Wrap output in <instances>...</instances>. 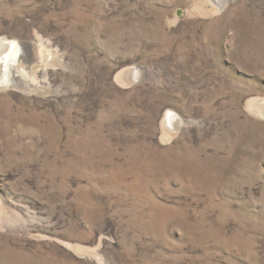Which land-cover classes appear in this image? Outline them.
Listing matches in <instances>:
<instances>
[{
	"label": "rangeland",
	"instance_id": "rangeland-1",
	"mask_svg": "<svg viewBox=\"0 0 264 264\" xmlns=\"http://www.w3.org/2000/svg\"><path fill=\"white\" fill-rule=\"evenodd\" d=\"M2 37L0 264H264V0H0Z\"/></svg>",
	"mask_w": 264,
	"mask_h": 264
},
{
	"label": "bare ground",
	"instance_id": "bare-ground-1",
	"mask_svg": "<svg viewBox=\"0 0 264 264\" xmlns=\"http://www.w3.org/2000/svg\"><path fill=\"white\" fill-rule=\"evenodd\" d=\"M7 42H11V39L4 37L0 38V84L5 83L4 86L7 85L8 87L14 81L13 68L21 60V46L19 42H17L18 46L13 43L8 44ZM13 56H17L18 60L13 61ZM20 82L22 83L23 81L20 80ZM4 86L0 85V88H3ZM167 121L171 127H174L177 124V118L173 113L169 114Z\"/></svg>",
	"mask_w": 264,
	"mask_h": 264
},
{
	"label": "water",
	"instance_id": "water-1",
	"mask_svg": "<svg viewBox=\"0 0 264 264\" xmlns=\"http://www.w3.org/2000/svg\"><path fill=\"white\" fill-rule=\"evenodd\" d=\"M5 42H6V41H5ZM7 43H8V44H11V43H13V44H16V45L18 46V44H17V42H16V41H13V42L11 41V42H7ZM12 60H13V61H15V60H18V59H17V56H13V59H12ZM0 85H1V86H4V85H5V83H4V84L2 83V84H0Z\"/></svg>",
	"mask_w": 264,
	"mask_h": 264
}]
</instances>
